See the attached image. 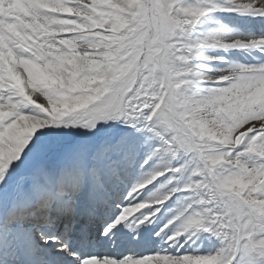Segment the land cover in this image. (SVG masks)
Here are the masks:
<instances>
[{"label": "snow or ice", "instance_id": "1", "mask_svg": "<svg viewBox=\"0 0 264 264\" xmlns=\"http://www.w3.org/2000/svg\"><path fill=\"white\" fill-rule=\"evenodd\" d=\"M0 264H264V0H0Z\"/></svg>", "mask_w": 264, "mask_h": 264}]
</instances>
